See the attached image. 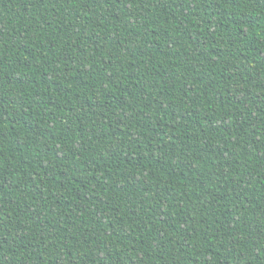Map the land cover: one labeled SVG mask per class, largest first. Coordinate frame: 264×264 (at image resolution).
Listing matches in <instances>:
<instances>
[{
	"label": "trees",
	"instance_id": "16d2710c",
	"mask_svg": "<svg viewBox=\"0 0 264 264\" xmlns=\"http://www.w3.org/2000/svg\"><path fill=\"white\" fill-rule=\"evenodd\" d=\"M0 264H264V0H0Z\"/></svg>",
	"mask_w": 264,
	"mask_h": 264
}]
</instances>
